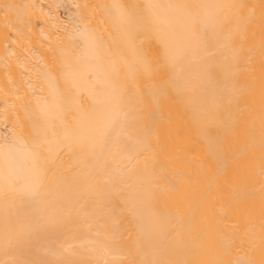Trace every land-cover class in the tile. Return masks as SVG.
<instances>
[{
	"label": "bare ground",
	"instance_id": "bare-ground-1",
	"mask_svg": "<svg viewBox=\"0 0 264 264\" xmlns=\"http://www.w3.org/2000/svg\"><path fill=\"white\" fill-rule=\"evenodd\" d=\"M0 264H264V0H0Z\"/></svg>",
	"mask_w": 264,
	"mask_h": 264
},
{
	"label": "rangeland",
	"instance_id": "rangeland-1",
	"mask_svg": "<svg viewBox=\"0 0 264 264\" xmlns=\"http://www.w3.org/2000/svg\"><path fill=\"white\" fill-rule=\"evenodd\" d=\"M61 11L64 13V12H66V11H68V10L65 11V8H63Z\"/></svg>",
	"mask_w": 264,
	"mask_h": 264
}]
</instances>
